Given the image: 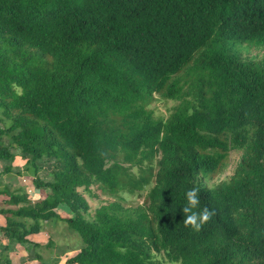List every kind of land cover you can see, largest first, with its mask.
<instances>
[{
  "label": "trees",
  "instance_id": "obj_1",
  "mask_svg": "<svg viewBox=\"0 0 264 264\" xmlns=\"http://www.w3.org/2000/svg\"><path fill=\"white\" fill-rule=\"evenodd\" d=\"M156 95L178 101L166 119ZM0 122V184L14 149L48 190L5 191L10 241L38 247L66 205L82 241L66 264H264V0H0ZM189 189L212 213L198 231ZM86 193L108 198L91 211Z\"/></svg>",
  "mask_w": 264,
  "mask_h": 264
},
{
  "label": "rangeland",
  "instance_id": "obj_2",
  "mask_svg": "<svg viewBox=\"0 0 264 264\" xmlns=\"http://www.w3.org/2000/svg\"><path fill=\"white\" fill-rule=\"evenodd\" d=\"M261 54L262 53L259 50H252L250 52V54H248V55L250 57H254V56L260 57ZM177 104H178V101L165 99V98L160 97L159 95H156L155 100L149 106V108L153 111L155 118L166 119L170 115V113L173 111V108ZM1 126H2V123L0 122V127ZM12 151L14 153H16L15 159L13 161H11V164L13 166V171L11 172V174H7V175L4 174L1 177L2 184H11L12 189L14 186H16V187L20 186V190L25 191L32 201L35 202V201L41 200L42 197L47 194L48 190L47 189L37 190L33 186V177L25 169L26 165H27L26 159L24 158V156L19 151H16L14 149ZM241 155L242 154L236 153V152L232 153L229 157V161H228L226 171L215 179L205 178L203 180V182L207 186L212 187V186L217 185L218 183H220L223 180H228L233 175L235 168L237 167V164L240 161ZM6 164H8V162L0 161V171L4 168V166H6ZM38 164L41 167L40 171H39L40 178L44 181H50L52 179L51 178L52 161L47 160V159H42L38 162ZM134 172H135V170H134ZM150 188H151V185L146 186L143 190L137 191L134 194L122 193L121 196H123L124 204L126 206H133V207L143 204ZM11 191L16 192L19 190H15V191L11 190ZM86 197L88 198L90 205L92 207L91 211L94 210L95 208H97L103 201H105L108 198L105 195H101L100 199H95L94 197H92L88 193H86ZM51 224H52V222H50V223L44 222L42 224V226L46 227V225H47L49 227V225H51ZM77 236H78L77 234L74 235L71 231L69 232V236L67 239H68V245L70 246V249H72V250L73 249L75 250V248H77L80 245V243L82 246V241L79 238V236H78V238H77ZM28 251H29V249H28ZM29 256H31V255H29ZM153 257L155 260L160 262V264H179V263H174V262L168 261L163 252H160V253L159 252H153Z\"/></svg>",
  "mask_w": 264,
  "mask_h": 264
},
{
  "label": "crops",
  "instance_id": "obj_3",
  "mask_svg": "<svg viewBox=\"0 0 264 264\" xmlns=\"http://www.w3.org/2000/svg\"><path fill=\"white\" fill-rule=\"evenodd\" d=\"M11 187V184H0V210L7 208L6 200L8 197L5 191L20 190V186H14L13 189ZM57 213L62 220L51 221L52 224L49 227L47 224L39 232L27 236L30 242L38 245L36 248L12 242L0 232V264H66L69 258L77 255L80 251L81 243L75 250L73 249L74 251L70 249L67 239L69 232L76 234L65 223L66 219L72 217V213L66 205H60ZM6 224V216L0 213V227H4Z\"/></svg>",
  "mask_w": 264,
  "mask_h": 264
},
{
  "label": "clouds",
  "instance_id": "obj_4",
  "mask_svg": "<svg viewBox=\"0 0 264 264\" xmlns=\"http://www.w3.org/2000/svg\"><path fill=\"white\" fill-rule=\"evenodd\" d=\"M187 203L182 207L181 211L185 213L184 224L186 226H191L193 230L198 231L211 216V212L204 207L198 212L193 211L198 205V198L196 195V189H189L185 193Z\"/></svg>",
  "mask_w": 264,
  "mask_h": 264
}]
</instances>
